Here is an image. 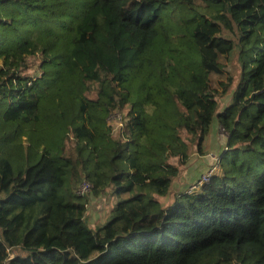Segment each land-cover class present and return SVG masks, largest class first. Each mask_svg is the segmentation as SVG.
<instances>
[{"label": "trees", "instance_id": "obj_1", "mask_svg": "<svg viewBox=\"0 0 264 264\" xmlns=\"http://www.w3.org/2000/svg\"><path fill=\"white\" fill-rule=\"evenodd\" d=\"M0 264H264V0H0Z\"/></svg>", "mask_w": 264, "mask_h": 264}, {"label": "rangeland", "instance_id": "obj_2", "mask_svg": "<svg viewBox=\"0 0 264 264\" xmlns=\"http://www.w3.org/2000/svg\"><path fill=\"white\" fill-rule=\"evenodd\" d=\"M233 72L236 76V80L234 81V86L230 90L228 95L221 100V103H220L221 110H224L230 104L229 100L232 98V94H233L234 90L236 89V86H237L238 81H239L241 69H240L239 63L237 61V56L234 59ZM110 119H111V125L113 126L114 132L117 133L119 130V124L118 123H120V121H121V116L118 114H114ZM217 133H218V138L225 135V132L222 131V128L219 126L217 129ZM47 166H48V160L44 159L41 168H36V170H34L33 168L30 169V173L26 177V181L24 179V182L29 187H34L35 185L39 184V182H41L40 180H43L45 178L50 179L52 177L53 172H54L53 168L51 166H50L49 171L44 176L40 175V173H39V171H41V173L42 172L44 173ZM221 171H222V169H221ZM221 171H220V173H221ZM183 191H186V190L184 189ZM116 201H117V198L113 197V195L110 193H109V195L102 197V198H95L94 196L92 198H90V204L88 206V211H89V217H90L91 222L93 224H98V223L103 222L105 219H107L110 211L115 207Z\"/></svg>", "mask_w": 264, "mask_h": 264}, {"label": "crops", "instance_id": "obj_3", "mask_svg": "<svg viewBox=\"0 0 264 264\" xmlns=\"http://www.w3.org/2000/svg\"><path fill=\"white\" fill-rule=\"evenodd\" d=\"M218 126H219L218 121L215 120L211 128V133L206 140L205 146L209 152H218V146L221 143L219 142V140L223 137L221 136L218 138V133H217ZM197 157L198 156H196V158ZM199 160H202L201 162L203 163V166ZM199 160L194 163V166L196 167L194 168L195 171L194 172L190 171L186 174L184 178L179 179L175 183L174 187L172 188L171 193L167 197L161 199V203L164 205V207H169L170 205L174 204L177 200L176 197H178L180 193L184 192L183 190L187 188V186L191 183V181H193L198 176V174H201L207 171L209 167L208 160L205 158H202ZM50 166L53 168L52 163L48 160V166L46 167L44 173L43 172L41 173V171H39L40 175L44 176L49 171ZM53 171H54V168H53ZM53 176H54V172L50 179H47L44 177L45 179L40 180V181L43 182L44 180H51ZM107 219H105L101 223H104Z\"/></svg>", "mask_w": 264, "mask_h": 264}, {"label": "built area", "instance_id": "obj_4", "mask_svg": "<svg viewBox=\"0 0 264 264\" xmlns=\"http://www.w3.org/2000/svg\"><path fill=\"white\" fill-rule=\"evenodd\" d=\"M223 131V129H222ZM226 136V135H224ZM221 171V164L219 162L216 163V165L209 171V173H207L206 175H204L202 177V180L200 183H198L197 185H192L189 188V191H187V193H191L193 191L198 190L200 187H202L203 185L210 183L213 179V177L217 174H219ZM93 192V186L91 183L89 182H83L81 184V186L78 189V195L80 196H88ZM185 194V193H184Z\"/></svg>", "mask_w": 264, "mask_h": 264}, {"label": "clouds", "instance_id": "obj_5", "mask_svg": "<svg viewBox=\"0 0 264 264\" xmlns=\"http://www.w3.org/2000/svg\"><path fill=\"white\" fill-rule=\"evenodd\" d=\"M182 195V194H181Z\"/></svg>", "mask_w": 264, "mask_h": 264}]
</instances>
